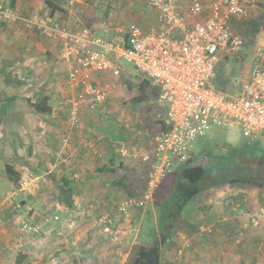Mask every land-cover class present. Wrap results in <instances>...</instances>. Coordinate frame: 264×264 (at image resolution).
I'll list each match as a JSON object with an SVG mask.
<instances>
[{"label": "rangeland", "instance_id": "obj_1", "mask_svg": "<svg viewBox=\"0 0 264 264\" xmlns=\"http://www.w3.org/2000/svg\"><path fill=\"white\" fill-rule=\"evenodd\" d=\"M1 1L10 6V0ZM41 1L45 5V0ZM255 1L250 17H232V22L237 26L232 25L239 26L240 32L247 36L246 45L240 53L229 57L225 66L217 68L216 71L222 80H229L226 86L229 92H233L234 78L241 79L249 72L256 51L259 46H264V0ZM15 3L21 13L25 12L24 2ZM65 8L66 12L56 13L57 19L53 23L78 28L93 27L100 20H106L114 23L134 22L145 30L157 26L158 12L148 5L147 0H69ZM29 10L28 16L38 20L53 19L50 9H45L48 12L35 11L34 8ZM257 22L262 24L259 30L256 29ZM20 27L22 28L21 25ZM249 29L255 33H250ZM42 35L47 37L44 39L50 41L51 47H57L59 42L52 34ZM59 58L58 63L61 60V57ZM42 63L43 69L32 78L14 72V79L27 82V87L32 91H27L15 83H12V88L0 84V264H24L18 259L21 255L28 256L26 264H62L57 262L53 250L41 251L48 248H40V251H33L30 246L37 240H45L49 247H73L79 244L82 246L80 250L93 248L91 252L78 253V264H130L137 246L152 242L151 233L156 232L158 238L163 241L160 214L166 206L171 205H168L167 197L173 190L174 168L178 162L174 161L169 170H165L164 176L154 182L150 173L151 167L137 158L123 157L129 161L124 162L123 166L117 163L114 170L109 169L104 173L92 169L91 157L98 158L93 161L94 164L105 161L101 159V154H104L102 149L106 148V144L99 143L108 129H111L110 135H119L122 138L126 149L131 153L137 149L143 151L152 147L153 135L160 126L154 96L150 98L147 95L143 101L137 98V86L129 83L139 82V77L143 75L133 65H126L124 75L115 80L107 101L93 111L88 108L82 110L84 114L96 117V128L100 129L99 132L104 129V132L99 133V136L102 135L101 139L97 140L99 136L91 137L86 135L84 130L82 135L70 130L64 92L67 78L54 80L51 87H45L46 83L41 86L46 79V75L42 77L41 74L49 67L47 65L44 68V62ZM61 65L64 64L61 62ZM106 77L107 80L110 79L109 76L102 75V82L107 81ZM213 84L218 88V81L214 80ZM47 92L57 97L54 113L38 112L31 105L33 98L47 95ZM147 93L151 95V89ZM13 96L16 98L8 101L9 97ZM52 99L50 103H53ZM6 104L8 109L4 111ZM50 105L53 108L55 100L54 104ZM84 114H81V117ZM216 134L224 136L223 140L227 146H234L245 138L239 126L213 125L207 135H198L195 138L190 157L199 151L201 140L206 137L215 140L213 137ZM64 137L69 140L66 142L69 144L67 148H64ZM256 139L264 145V133ZM115 147L117 153L118 147ZM86 149L90 152H85ZM107 152L109 155V151ZM85 153L90 155L85 156L86 159L83 160L81 154L84 157ZM84 161L91 163V166L84 167ZM198 161L205 163V158L200 157ZM7 165H13L19 173V184L16 182L17 177L10 178V174L8 175ZM92 174L96 175L94 181L103 182L100 183L101 187L98 186L100 189L92 190L95 194L89 196L90 193L86 192L87 184L84 186L79 182H83ZM63 178L73 179L74 188H77L72 197V206L61 201L60 183ZM115 180L120 182L119 185L114 183ZM81 186H84L85 194L78 197L81 194ZM116 187H120L117 192L120 196L115 198V194L112 201L108 200L110 198L107 199L105 194L107 189L110 191ZM244 188L241 185L232 187L229 184L217 186V189L224 192L216 195L214 202L202 203V191L193 199H199L197 204H187L183 211H180L181 208L171 209L177 227L175 226L168 241L162 245L161 264H169L164 263L163 259L171 264L172 259L177 261L173 264H194L193 261H197L196 264H264V203L262 200L257 201L258 196L264 193L256 187ZM261 190L264 191V187ZM132 192L135 194L130 196ZM97 195L99 197L96 199L101 200L92 199ZM227 196H233L235 201L238 199V204L245 201V206L232 201L235 205L234 209L230 210L239 213L238 215H229L230 211H227L224 201ZM129 198L136 200L137 204H128L122 211L120 204ZM201 203L206 209L201 207ZM220 203L221 207L226 209L225 212L219 210ZM76 204L85 206L82 212L79 210V214L72 211ZM197 206L201 210L197 209ZM212 207L218 208L216 216L211 214ZM245 212L252 214L258 224H254L250 215L244 214ZM184 220L191 223L200 221L197 224L199 235L190 237L183 229ZM226 223H231V226L227 227L230 229L228 233L220 229L225 227ZM229 237L232 240L225 239ZM215 239L217 243L212 242ZM188 258L193 261L187 262Z\"/></svg>", "mask_w": 264, "mask_h": 264}, {"label": "built area", "instance_id": "obj_2", "mask_svg": "<svg viewBox=\"0 0 264 264\" xmlns=\"http://www.w3.org/2000/svg\"><path fill=\"white\" fill-rule=\"evenodd\" d=\"M255 2L147 0L158 12L157 26L150 30L134 22L106 20L93 27H65L50 19L28 17L1 0L0 20L52 34L61 44L70 129L79 127L84 108L93 111L107 101L126 65H133L152 81L160 123L152 147L131 153L123 142L114 145L122 157L148 164L155 182L174 161H187L195 138L210 132L213 125L239 126L244 136L253 140L264 133V46L256 51L249 72L241 79L234 78L233 92L213 84L217 68L225 66L247 43V36L232 25V17H250ZM95 74L110 79L98 83ZM67 140L64 137V148L69 145ZM134 203L133 198L126 199L120 209ZM244 214L258 224L252 214Z\"/></svg>", "mask_w": 264, "mask_h": 264}, {"label": "trees", "instance_id": "obj_3", "mask_svg": "<svg viewBox=\"0 0 264 264\" xmlns=\"http://www.w3.org/2000/svg\"><path fill=\"white\" fill-rule=\"evenodd\" d=\"M45 3L46 7L50 9V15L54 17L59 11L66 12L65 7L69 4V0H45ZM10 6L15 7L16 5L15 3H12ZM51 19L52 18H50V21ZM232 24L237 26L234 22H232ZM261 25V22L260 25L259 22H257L256 29L259 30V28L262 27ZM251 31L254 32L249 29L250 33ZM139 80L140 81L137 83H129L137 86L139 90V97L137 98H139L140 101H143L148 95L150 98L154 96L153 100H156L157 90L152 86V81L144 76L139 77ZM215 80L218 81L219 90L227 91L226 86L228 85L229 80H222L218 75H216ZM150 89L151 95L150 93H147ZM15 97L9 98L8 101H12ZM31 105L41 113L52 111V107L48 104L47 97L43 95L35 97V100L31 102ZM7 106L8 104L4 106V111ZM205 135H207V133ZM223 137L224 136L221 135L217 136V134L213 137L215 140L206 137V139L200 141L198 148L199 151L194 154L195 156L190 157L187 161H177L178 163L174 168L173 190H171L167 197L169 202L168 205H171L166 206V209L160 214V227L164 242L158 238L156 232L154 234L151 233L150 236L152 242L147 245L141 244L137 246L135 255L130 264H161L163 252L162 245L168 241L171 232L174 230L177 223L170 210L181 208L180 211H183L187 204H189L202 191H206L216 186L229 184L233 187L241 185V187H245L244 189H246L247 186L256 187L261 193H264V191L261 190L264 187V145H261L259 139L253 140L245 137L241 142H238V144L227 146ZM111 145L109 151L115 152L116 147L113 143H111ZM117 151L119 152L118 149ZM115 156L116 158L112 157V167L98 170L103 172H107L109 169L114 170V165L117 163L123 166L124 161L118 156V153H116ZM200 157L205 158V163L198 161ZM7 172L8 175L10 174V178L17 177L16 182H18V184L20 183L19 173L15 170L13 165H7ZM114 183L119 185L120 182L118 183V181L115 180ZM74 187L75 182H73V179L69 180L63 178L61 180V201L68 206H72V197L77 189ZM134 194L135 193L132 192L130 193V196ZM260 200L264 203V195L258 196L257 201ZM241 204L242 206H245V201H241ZM231 207L232 205L229 206V208ZM182 225L183 229L187 231L190 237L199 235L200 229L197 225L188 220H184ZM212 242L217 243V240L215 239Z\"/></svg>", "mask_w": 264, "mask_h": 264}, {"label": "crops", "instance_id": "obj_4", "mask_svg": "<svg viewBox=\"0 0 264 264\" xmlns=\"http://www.w3.org/2000/svg\"><path fill=\"white\" fill-rule=\"evenodd\" d=\"M10 1H11L10 4L15 3V1L24 2L25 3V12L22 11V13L26 16H28L30 14V10H29L30 8H34L35 11L49 10L46 7V3L44 5V3L42 1L40 2V0H24V1L23 0H10ZM15 5L17 6V3H15ZM28 6H32V7H28ZM46 12H48V11H46ZM59 17H61V16L59 15ZM69 17L71 20V18H72L71 15ZM56 19H57V14L53 17V20L51 19V22L52 23L56 22L55 21ZM16 26H18V27H16ZM22 28L20 27V25H17L15 23L0 21V84H3L4 86L6 85L9 88H12V83H15V84L19 85L20 87L22 86V88H24V89L26 88L27 91H32L30 88L27 87L28 86L27 82L23 83V81H21V80L19 81L17 79H14V76H15L14 72H19L23 76H27V77L32 78L33 75H36L40 70L43 69V67L41 66V65H43L42 62H44V68H46L47 65L49 67L47 70L44 69L43 73L41 74L42 77H44L46 75V77H45L46 79L41 83V86H43L44 83H46L44 85L45 87H51L54 84V80H65L67 78V68L65 65H61V62H62L61 60H60V63H58V60L60 59L59 57L61 56V53H62L61 44L58 43L57 47H56V45L54 47H51L50 41H47L46 39H44L46 36L42 35L41 32L34 31V30H26L25 28H23V29ZM101 77H102V75L95 74L94 80L97 81L98 83H102ZM29 80L30 79H27V81H29ZM42 89H43V87H42ZM43 96L47 97L49 105L54 104V100H55V105H53L54 107L52 108V111L54 113L56 106H57V97L52 95V93L49 94L48 92H47V95H43ZM13 97H15V96H13ZM52 97H53V99H52ZM9 98H11V97H9ZM51 99H52L53 103H50ZM32 100H35V98H33ZM6 109H8V108H6ZM81 114H84V111ZM97 123L98 122H97L96 117L90 116V115L85 113L84 116L82 115V117H81V124L79 125V127L73 128L70 130H72V132L77 131L75 133L81 134V135L83 134L82 131L84 130V132L87 133L86 135H89L91 137H92V135L93 136H99V133L104 132V129L102 128L101 132H99L100 129L96 128ZM109 123H111V121H109ZM110 134H111V129H108V131L106 133H104L103 137L101 135L97 139V140H99L102 137L99 145L102 142L106 144V148L104 147L105 149L102 147L104 149V150L102 149L104 154H101V159H104L105 161H102V163L94 164L93 161L95 159H98V158L95 156L91 157L92 158V160H91L92 169L98 170V169H106V168L112 167V163H113L112 157L116 158V156H115L116 153L114 151H109L110 145H111V143H113V145H114L115 142H123V141L119 135L117 136L119 138H117L116 136L114 137V135H110ZM152 143H153V138H152ZM94 144H96V143L94 142ZM84 151L90 152L87 149ZM107 151H109V153H110L109 155H108ZM117 153H118V156L121 157V155L119 154L118 151H117ZM88 155H90V154L85 153L84 157H83V155L81 154V158L83 160H85L86 159L85 156H88ZM121 158H123V157H121ZM123 161L125 163H127L129 160H127L126 158H123ZM84 162H85L84 167L86 165L91 166V163H88L86 161H84ZM98 172H100V171L98 170ZM101 172H103V171H101ZM94 177H96V175L92 174V175L88 176V178L86 180H84L83 182H79V184L84 185V186H85V184H87L86 192L90 193L89 196H92L93 194H95V191H92V190L100 189L99 188V187H101L100 183L103 182V181H99V180L94 181L95 180ZM76 182H78V181H76ZM84 186H81V194L78 195V197L85 194V191L83 190ZM93 186H96V187H93ZM216 189H217V186L204 191L203 196H202L204 198H201L203 200H200V201L202 203L203 202H205V203L214 202L213 198H215L216 195H221L222 192H224L222 189H217V190ZM119 190H120V187L111 188L110 191H109V189H107V193H105L108 196L107 199L110 198L108 200L112 201L115 194H116L115 198H118L120 196V193H117ZM219 190H220V192H219ZM99 194H101V193H99ZM97 197H99V195H97L96 197H93L92 199H96ZM104 198H105V196H104ZM223 198H225V197H223ZM233 198H234L233 196L232 197L227 196L224 199V201L226 202V206L228 208L227 211L228 212L230 211L229 215H231V214L236 215L237 214V212L231 211L234 209L233 205H235L232 202V201H235V199H233ZM204 199H205V201H204ZM96 200H101V199H96ZM198 200L195 199V200L191 201L189 203V205H192L194 203L197 204ZM206 201H208V202H206ZM237 202H239L238 199H236L235 203H237ZM105 204L107 206V203H105ZM221 205L222 204L220 203L219 210L221 212H225L226 209L222 208ZM230 205H232L231 210L229 208ZM237 205L242 206L241 203L240 204L237 203ZM84 207L85 206H81L80 204H76L75 206H73L72 211L73 212L75 211V214H79V210L82 212V210H83L82 208H84ZM201 207L203 209H206V207L203 204ZM194 208H195V206H194ZM197 209L201 210L198 206H197ZM217 210H218V208L212 207V209L210 210L211 214L216 216L218 214ZM206 212H208V210ZM212 212H214V213H212ZM87 213H89V212H87ZM231 220H233V219H231ZM199 222L200 221H197V223H196L195 221H193V224L197 225ZM229 226H231V223H228V224L226 223L225 227H220V229L222 232L228 233L230 229L227 227H229ZM232 227L234 228V226H232ZM41 237H43V236H41ZM225 239L232 240L231 237L225 238ZM36 242H38V243H36ZM36 242L30 246L33 248V251H35V252L40 251L41 250L40 248H44V249L48 248V249L41 250V251L50 252L53 250V253L57 257L56 258L57 262H60L62 264H78V262H79V260H78L79 254L78 253L79 252L81 254H83L86 252H91L93 250V248H90L87 250H84V249L80 250L79 248H81L82 246H80L79 244H77V246H76L75 245L76 241L73 242L75 245L73 247H68V245H66V246L60 245L57 247H51L50 246L49 247V244L45 240H39V241L37 240ZM27 258H28V256L25 257V255H21L20 257H18V259L22 260V263H24V264H26L28 262ZM190 258L187 259L188 260L187 262H189V263L191 261H193ZM82 259H83V257H82ZM163 261H164V263L166 262V263L171 264L167 260L163 259ZM29 262H30V260H29ZM171 262L173 264L177 261L172 259ZM195 262H197V261H193L192 263L196 264ZM201 264H203V263H201Z\"/></svg>", "mask_w": 264, "mask_h": 264}, {"label": "clouds", "instance_id": "obj_5", "mask_svg": "<svg viewBox=\"0 0 264 264\" xmlns=\"http://www.w3.org/2000/svg\"><path fill=\"white\" fill-rule=\"evenodd\" d=\"M34 31H37V30H34Z\"/></svg>", "mask_w": 264, "mask_h": 264}]
</instances>
